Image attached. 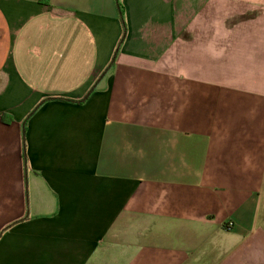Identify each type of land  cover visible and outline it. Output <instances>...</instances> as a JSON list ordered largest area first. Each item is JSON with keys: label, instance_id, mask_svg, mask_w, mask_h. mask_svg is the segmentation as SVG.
Segmentation results:
<instances>
[{"label": "crops", "instance_id": "crops-1", "mask_svg": "<svg viewBox=\"0 0 264 264\" xmlns=\"http://www.w3.org/2000/svg\"><path fill=\"white\" fill-rule=\"evenodd\" d=\"M0 264H264V0H0Z\"/></svg>", "mask_w": 264, "mask_h": 264}, {"label": "trees", "instance_id": "trees-1", "mask_svg": "<svg viewBox=\"0 0 264 264\" xmlns=\"http://www.w3.org/2000/svg\"><path fill=\"white\" fill-rule=\"evenodd\" d=\"M118 5V7H119V15H120V17H121V19L123 18V14H122V9H120V6H119V4H117ZM117 51H118V48L115 50V52H114V55H113V57H112V59H111V62H110V64H109V66L107 67V69L105 70V72L106 71H108V69L110 68V66L111 65H113L114 64V62H115V58H116V54H117ZM91 91H92V88L88 91V93L82 98V99H80V100H78L77 102H79V103H81V102H84L87 98H88V96L90 95V93H91ZM51 99H55V98H51ZM59 99H61V98H59ZM46 100H48V99H44L43 101H41L30 113H29V115L27 116V118L25 119V121H24V123H23V157H24V160H25V164L27 163V156H26V143H25V132H26V122H27V120H28V118L32 115V113L36 110V108H38V106H40V104H42L44 101H46ZM2 120L3 121H5V122H9V121H11V116L10 115H8V114H3L2 115Z\"/></svg>", "mask_w": 264, "mask_h": 264}]
</instances>
